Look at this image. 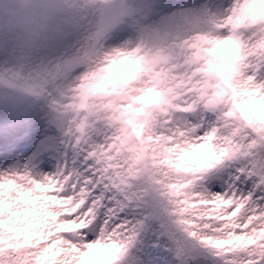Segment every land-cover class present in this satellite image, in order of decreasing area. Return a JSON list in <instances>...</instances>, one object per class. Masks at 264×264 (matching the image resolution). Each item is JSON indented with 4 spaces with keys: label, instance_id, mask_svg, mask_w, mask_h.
Instances as JSON below:
<instances>
[{
    "label": "snow or ice",
    "instance_id": "snow-or-ice-1",
    "mask_svg": "<svg viewBox=\"0 0 264 264\" xmlns=\"http://www.w3.org/2000/svg\"><path fill=\"white\" fill-rule=\"evenodd\" d=\"M0 0V264H264V0Z\"/></svg>",
    "mask_w": 264,
    "mask_h": 264
},
{
    "label": "rangeland",
    "instance_id": "rangeland-1",
    "mask_svg": "<svg viewBox=\"0 0 264 264\" xmlns=\"http://www.w3.org/2000/svg\"><path fill=\"white\" fill-rule=\"evenodd\" d=\"M15 11L18 15H24L27 11V3L26 0H17Z\"/></svg>",
    "mask_w": 264,
    "mask_h": 264
}]
</instances>
